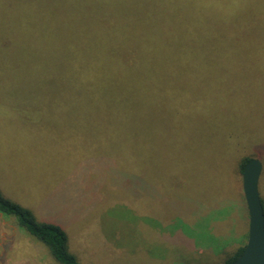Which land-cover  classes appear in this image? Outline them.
I'll return each instance as SVG.
<instances>
[{
    "label": "rangeland",
    "instance_id": "374dc122",
    "mask_svg": "<svg viewBox=\"0 0 264 264\" xmlns=\"http://www.w3.org/2000/svg\"><path fill=\"white\" fill-rule=\"evenodd\" d=\"M189 12L259 13V39L232 57L156 60L132 124L59 80L60 46ZM239 155L261 163L264 208V0H0V191L59 223L80 263L221 264L214 251L233 250L247 219ZM0 264L59 263L0 213Z\"/></svg>",
    "mask_w": 264,
    "mask_h": 264
},
{
    "label": "trees",
    "instance_id": "16d2710c",
    "mask_svg": "<svg viewBox=\"0 0 264 264\" xmlns=\"http://www.w3.org/2000/svg\"><path fill=\"white\" fill-rule=\"evenodd\" d=\"M262 16L259 13L231 12L154 14L147 15L139 22L142 24L134 25L137 28L128 34L101 26L92 32L95 44L59 47L62 52H58L59 75L62 77L59 80L72 88L76 101L80 96L84 101L87 99L89 104L99 107L103 104L108 119L132 124L147 117L148 104L146 102L141 106L139 98L150 87L149 79L143 76L152 74L156 60L239 55L243 45L255 38L259 39L258 26ZM109 21L112 19L108 17L105 22L96 23L105 24ZM165 23L167 29H161ZM130 30L126 29V32ZM102 38H112L114 41L108 45L97 42ZM68 65L71 66V74L65 72ZM248 158V155L238 158V175ZM240 212L243 213L244 228L235 237L237 246L228 251L227 241L214 251V254L221 256L222 263L232 261L243 248L246 218L244 209ZM0 213L13 217L17 226L44 244L59 264H82L69 249L68 236L59 223L38 219L30 208L4 196L1 191ZM210 252L213 253L212 250Z\"/></svg>",
    "mask_w": 264,
    "mask_h": 264
},
{
    "label": "water",
    "instance_id": "95a60500",
    "mask_svg": "<svg viewBox=\"0 0 264 264\" xmlns=\"http://www.w3.org/2000/svg\"><path fill=\"white\" fill-rule=\"evenodd\" d=\"M261 163L248 158L240 172V186L246 206V239L240 253L230 262L221 264H264V214L258 193Z\"/></svg>",
    "mask_w": 264,
    "mask_h": 264
}]
</instances>
